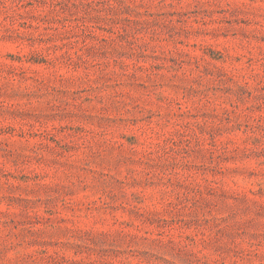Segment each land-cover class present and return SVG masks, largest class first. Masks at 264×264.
<instances>
[{
  "label": "rangeland",
  "instance_id": "374dc122",
  "mask_svg": "<svg viewBox=\"0 0 264 264\" xmlns=\"http://www.w3.org/2000/svg\"><path fill=\"white\" fill-rule=\"evenodd\" d=\"M0 264H264V0H0Z\"/></svg>",
  "mask_w": 264,
  "mask_h": 264
}]
</instances>
